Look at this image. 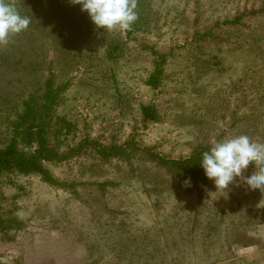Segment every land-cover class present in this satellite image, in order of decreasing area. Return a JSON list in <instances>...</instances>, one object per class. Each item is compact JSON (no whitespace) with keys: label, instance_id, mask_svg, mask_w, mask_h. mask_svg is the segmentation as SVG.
<instances>
[{"label":"rangeland","instance_id":"rangeland-1","mask_svg":"<svg viewBox=\"0 0 264 264\" xmlns=\"http://www.w3.org/2000/svg\"><path fill=\"white\" fill-rule=\"evenodd\" d=\"M7 2L31 22L0 46V150L64 157L0 170V264H264V192L200 166L264 143V0H136L126 32Z\"/></svg>","mask_w":264,"mask_h":264},{"label":"clouds","instance_id":"clouds-1","mask_svg":"<svg viewBox=\"0 0 264 264\" xmlns=\"http://www.w3.org/2000/svg\"><path fill=\"white\" fill-rule=\"evenodd\" d=\"M71 2L79 4L95 28L103 32H126L138 19L136 0ZM30 22L28 17L20 15L13 4L0 0V46L7 44L11 36L25 31ZM250 163L257 165V170L242 175ZM200 166L205 177L214 183L216 191L225 193L236 178L242 177L240 183L264 192V143L253 141L246 134L214 142L202 153Z\"/></svg>","mask_w":264,"mask_h":264},{"label":"trees","instance_id":"trees-1","mask_svg":"<svg viewBox=\"0 0 264 264\" xmlns=\"http://www.w3.org/2000/svg\"><path fill=\"white\" fill-rule=\"evenodd\" d=\"M149 111L148 109L145 110ZM147 115V114H146ZM147 117V116H146ZM112 147L108 152L121 153V149ZM64 156L46 150L41 144L39 149L33 153L24 154L14 148L0 150V170L16 169L21 173L35 172L39 170L40 164L44 161H57Z\"/></svg>","mask_w":264,"mask_h":264}]
</instances>
